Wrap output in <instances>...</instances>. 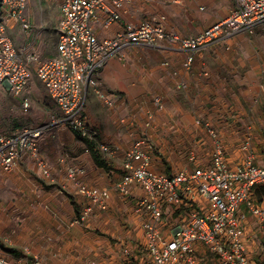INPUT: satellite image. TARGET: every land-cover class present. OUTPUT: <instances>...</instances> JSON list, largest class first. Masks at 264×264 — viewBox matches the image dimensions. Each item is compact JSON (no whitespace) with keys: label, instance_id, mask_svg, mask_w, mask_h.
Masks as SVG:
<instances>
[{"label":"crops","instance_id":"obj_1","mask_svg":"<svg viewBox=\"0 0 264 264\" xmlns=\"http://www.w3.org/2000/svg\"><path fill=\"white\" fill-rule=\"evenodd\" d=\"M44 2L50 8L49 17L54 20L43 15L38 22L28 16L33 23V31L28 33L13 18L9 32L20 51L26 53L33 48L42 58H48L57 53L56 26L60 8L58 3L47 0H30L29 4L42 3L43 9ZM234 8L235 0H135L124 19L139 21L165 15L164 25L168 30L193 36L228 17ZM122 25L121 22L108 27L99 24L97 31L102 37H113ZM21 31L26 32L25 40L17 37ZM124 52L123 59L117 54L107 62L100 79L102 86L116 99V106L105 105L94 91L89 93L86 102L100 125V129H96L91 124L92 129L109 138L107 145H111L106 153L109 170L95 163L75 131L53 122L52 113L59 108L49 96L42 109L45 117L41 123L25 124H50L41 136L40 148L52 174L43 175L29 154L21 159L14 171L0 172V248L14 255L11 249L19 250L23 264H35L33 259L37 256L48 264L140 262L143 217L134 207L143 189L136 187L134 199L130 200L114 192L108 209L96 207L85 221L74 222L86 208L89 198L80 192L77 182L69 178L66 163L84 167V173L80 174L83 182L108 186L124 173L123 157L133 139L143 137L148 141L157 170L162 167L168 173H175L181 167L194 166L195 162L190 159V151L194 148L201 161L211 160L216 141L207 130L206 125L210 124L217 131L231 163L246 160L248 152L242 145L250 136L253 163L264 165L262 27L253 31L243 29L230 37L218 38L198 51L191 69L183 66L187 52L167 42L156 46L129 45ZM164 59L170 60L172 66H164ZM128 64L142 66L141 81L150 84L148 88L155 86L158 90L151 102L145 94L128 96L123 84L131 75H138ZM204 68L209 70V75H203ZM182 83L187 86L183 87ZM157 99L162 100L161 105L157 104ZM171 99H177L173 113L169 104ZM149 112L154 115L150 126L146 124ZM18 125L14 130L20 128ZM175 125L177 132L172 128ZM62 157L66 162H61ZM256 194L259 199H264V185L256 187ZM248 219L254 227L250 231L254 239L251 237L252 255L258 264H264L263 248L256 242L259 238L264 244L257 230L262 225L251 213H248ZM127 247L133 251L131 257L122 253Z\"/></svg>","mask_w":264,"mask_h":264},{"label":"built area","instance_id":"obj_2","mask_svg":"<svg viewBox=\"0 0 264 264\" xmlns=\"http://www.w3.org/2000/svg\"><path fill=\"white\" fill-rule=\"evenodd\" d=\"M29 1L1 0L0 85L16 95H23L22 107L27 111L32 102L26 89L35 73L59 108L52 113L53 122L68 126L82 136H91L94 132L85 113L91 91L105 105L116 106V99L102 86L100 79L103 68L113 56L125 57V47L167 42L187 52L183 66L191 69L198 51L218 38L230 37L243 29L253 31L258 26L264 32V0H235V8L228 17L193 36L168 30L164 25L165 15L157 19L125 20L124 15L135 0H47L58 3L60 19L56 26L57 53L42 58L33 48L26 53L20 51L9 32L14 18L24 31L32 33L33 23L26 14ZM115 22L123 24L116 35H99V24L108 27ZM162 64L172 66L168 59ZM209 74L204 68L203 75ZM182 86L187 85L182 83ZM161 102L157 99L158 105ZM153 119V113L149 112L146 124L150 126ZM49 125L26 124L13 132L0 131V172L14 171L29 154L41 173L50 176L52 169L40 148L41 136ZM206 127L216 141L211 160L201 161L194 148L190 151L194 166L175 173L158 171L153 165L147 139L135 137L124 154L125 170L120 179L103 187L79 184L80 192L89 198V203L74 222L85 221L96 207L108 209L114 192L130 200L134 199L135 188L141 187L143 194L137 197L134 207L143 217V244L137 264H258L252 255L248 213L264 226V199L256 194V187L264 185V165L253 163L250 136L242 145L248 152L246 160L233 164L225 155L215 128L210 124ZM101 148L110 149L105 143ZM60 160L66 162L65 157ZM66 166L69 178L78 182L84 167L67 163ZM169 221L172 222L171 233L165 238L161 235L162 224ZM123 253L131 257L133 251L127 247ZM23 263L22 256L0 248V264Z\"/></svg>","mask_w":264,"mask_h":264},{"label":"rangeland","instance_id":"obj_3","mask_svg":"<svg viewBox=\"0 0 264 264\" xmlns=\"http://www.w3.org/2000/svg\"><path fill=\"white\" fill-rule=\"evenodd\" d=\"M0 5H1V0H0ZM26 14H27V16L32 18V20L35 19L38 22H40L42 20L43 15H45L46 17H49L51 13H50V8H48L46 2H44L43 9H42V3H38L36 5H33V4L30 5L29 4L27 7V10H26ZM49 18L51 20H54L51 17H49ZM46 19H48V18H46ZM25 34H26V32L23 33L21 31L20 33L17 34V37L20 36V38L25 40ZM15 36H16V34H15ZM29 39H32V37H30ZM131 65L132 64H130V66ZM128 66H129V64H128ZM132 69H134V71L136 72V74L138 73V75L137 76L134 75V77H133V75H131V77L127 78V80H126L127 82H124V84H123L124 88L127 90V94L129 93L128 96L135 94V96L137 97L139 95L145 94V95L149 96V102H151L153 100V97L158 93L157 92L158 90L155 89V86H152V89L148 88V86H151V85L150 84L145 85L141 81L140 76H141L142 70H144L142 66L137 65V64H133ZM43 86H44L43 83L39 80L37 75L34 73L32 78H31L30 85H29V87H27L28 90L26 92L31 98L32 107L29 110L24 111V109L22 107L23 95H16L13 92L9 91L7 89V87H5L4 85H0V131L11 132V131H14V129L17 127L18 124H19L18 126L20 127V125L22 126L23 124H25L27 122H30L34 125L41 123V121L45 117V114L42 111V109L44 108L45 103L47 102V99L49 98L48 92L46 89H44ZM110 90L117 92L116 89H110ZM176 100L177 99H171V101L169 102L172 113L174 112ZM47 106H50V104ZM85 113L87 114V116L90 120V123L96 129H98V128L100 129V125L97 122V120L95 119V117L93 116L94 114L91 111V109H89V107H85ZM114 125H116V124H114ZM176 126L177 125L172 127L174 132H177ZM101 136H103V141L106 142V144L110 143L109 138L106 137L103 132H101ZM110 145L111 144L108 145L109 148H110ZM205 162H208V161H205ZM188 164L190 165V167L193 166V164H190V163H188ZM158 168L162 172H169L168 170H165L162 167H158ZM184 168L185 167H181V169H184ZM118 174H119L118 176H120V173H118ZM121 177H122V175H121ZM82 182L83 181L80 180V176H79L78 182H77L78 187H79V184ZM245 210L247 212H250L247 208H245ZM165 220H168V219L165 218ZM255 220L257 221L256 218H255ZM171 223L172 222L169 221L167 223L162 224L161 235L165 238L168 237L171 233ZM249 226H250V224H249ZM253 228L254 227L251 226V229H253ZM257 230H258V235L260 237H262L264 240V227L260 226ZM257 241L260 243L261 247L263 248V254H264V244L261 243L259 238H257ZM140 245H141V243L139 242L138 247H140ZM27 248L30 249V246H28ZM33 261L35 262V264H42L43 262H44V264H48V262L45 260L43 261V259H41L40 256L35 257L33 259Z\"/></svg>","mask_w":264,"mask_h":264},{"label":"trees","instance_id":"obj_4","mask_svg":"<svg viewBox=\"0 0 264 264\" xmlns=\"http://www.w3.org/2000/svg\"><path fill=\"white\" fill-rule=\"evenodd\" d=\"M92 131H94V129H92ZM76 136L84 142L86 150L90 152L95 160V163L99 167H104L108 170L111 168L106 157V151L101 148V145L105 142L103 141V136H101L100 133H96L94 131L91 136H82L80 132H76ZM11 250L18 256L22 255L19 250L15 248H12Z\"/></svg>","mask_w":264,"mask_h":264},{"label":"clouds","instance_id":"obj_5","mask_svg":"<svg viewBox=\"0 0 264 264\" xmlns=\"http://www.w3.org/2000/svg\"><path fill=\"white\" fill-rule=\"evenodd\" d=\"M106 144V143H105ZM109 147V146H108ZM106 153H107V151H106Z\"/></svg>","mask_w":264,"mask_h":264}]
</instances>
